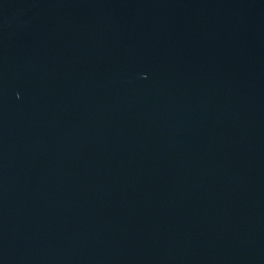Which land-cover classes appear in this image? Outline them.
Masks as SVG:
<instances>
[{"label":"water","instance_id":"1","mask_svg":"<svg viewBox=\"0 0 264 264\" xmlns=\"http://www.w3.org/2000/svg\"><path fill=\"white\" fill-rule=\"evenodd\" d=\"M0 264H264V0H0Z\"/></svg>","mask_w":264,"mask_h":264}]
</instances>
